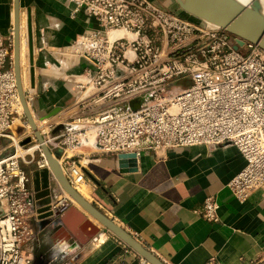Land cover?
<instances>
[{"label":"built area","instance_id":"1","mask_svg":"<svg viewBox=\"0 0 264 264\" xmlns=\"http://www.w3.org/2000/svg\"><path fill=\"white\" fill-rule=\"evenodd\" d=\"M74 1V14L84 8L96 21L60 51L68 65H83L81 73L67 76L81 110L64 124L61 135L54 133L53 122L39 127L53 152L62 149L58 158L73 186L76 176H87L69 152L85 143L116 156H139L146 149L230 142L246 161L227 184L234 196L245 202L252 191L264 187L263 47L245 40L236 48L237 36L221 26L183 17L151 0ZM116 31L124 34L112 37ZM92 107L98 110L85 114ZM24 116L14 32L0 30V264H52L35 247L36 225L43 209L50 207L55 217L69 199L45 205L40 191L29 187L20 159L33 161L26 155H34L31 150L23 153L19 145L26 150L35 143L39 169L49 164L28 122L18 142L12 135ZM3 138L15 147L11 155H3ZM27 138L31 141L24 143ZM50 179L57 181L51 172ZM219 208L217 197L209 195L198 213L217 222ZM138 264L151 263L141 257ZM206 264L222 263L212 257Z\"/></svg>","mask_w":264,"mask_h":264},{"label":"crops","instance_id":"2","mask_svg":"<svg viewBox=\"0 0 264 264\" xmlns=\"http://www.w3.org/2000/svg\"><path fill=\"white\" fill-rule=\"evenodd\" d=\"M151 1L182 16L190 14L183 8L185 0ZM20 6L21 62L29 104L38 123L61 106L62 110L47 120L57 125L54 131L61 135L66 128L59 129V125L70 122L81 110L67 76L81 73L83 65L64 63L60 51L85 30L95 27L96 21L84 8L74 14V0H20ZM29 12L34 37V86L29 73ZM14 23V0H0V30L9 35L14 32ZM97 110L92 107L85 114L92 115ZM15 125L25 127L22 121ZM20 133L13 132L16 136ZM2 143L4 156L14 153L9 139L3 138ZM54 152L62 157V149ZM72 152L86 171L92 202L166 264H206L212 257L222 264H264V187L252 191L245 202L228 188V182L246 164L232 143L146 149L138 156L137 169L133 171H122L118 156L105 153L92 143L82 144ZM35 158L27 154L26 159L33 161L20 159L30 177L28 185L34 189L45 183ZM50 184V193L41 197L42 201L66 196L57 181L50 179ZM209 195H215L220 203L217 222L198 213ZM86 215L101 228L95 234L97 239L94 236L87 241L78 240V246L70 251V242L63 236L60 243L66 246L61 249L63 255L58 264H138L142 256L136 250ZM72 218L59 226L71 231ZM53 223L39 222L38 236L53 228Z\"/></svg>","mask_w":264,"mask_h":264},{"label":"water","instance_id":"3","mask_svg":"<svg viewBox=\"0 0 264 264\" xmlns=\"http://www.w3.org/2000/svg\"><path fill=\"white\" fill-rule=\"evenodd\" d=\"M15 6V23H14V67L17 78V86L21 103L23 106L26 120L30 124L34 134L41 145L43 154L45 155L49 167L44 168L39 172L44 177L45 183L43 187L36 188L39 192V197H43L50 193V172L53 174L57 182L62 188L70 194L88 213H90L104 228L109 229L125 241L130 247L136 250L142 257L147 259L151 264H166L153 252L146 248L135 236L129 233L126 229L120 226L115 220L106 215L99 207H97L92 201L83 197L75 187L70 183L66 174L63 171L62 164L58 158V155L54 153L49 145L46 143L42 132L40 131L36 118L29 104V98L26 93V89L23 85L22 79V67H21V6L20 0H14ZM183 8L186 12L193 16L216 23L224 28L226 31L237 36L238 44L236 48L244 45L245 40L258 43L264 48V18H259L254 15L249 9L242 8L237 5L233 0H185ZM28 35H29V53L31 64V84L35 85V65H34V37L32 28V19L30 12L28 13ZM62 110L61 106L55 107L48 114L44 115L42 119L50 118ZM65 125H59V129ZM55 133V131H54ZM31 139L27 138L24 143L30 142ZM119 167L122 171H133L137 169L138 155L135 152L120 153L118 154ZM85 171V169H83ZM86 173V171H85ZM41 203H46L47 199ZM54 212L47 207L43 209V213L40 215L41 224L46 225L51 222ZM72 218V224H76L82 232L80 235V241H87L88 238H92L100 231V227L94 224L88 217L79 211L77 207L72 206L65 211L56 222H65ZM60 229L62 226L59 227ZM68 232V231H67Z\"/></svg>","mask_w":264,"mask_h":264},{"label":"rangeland","instance_id":"4","mask_svg":"<svg viewBox=\"0 0 264 264\" xmlns=\"http://www.w3.org/2000/svg\"><path fill=\"white\" fill-rule=\"evenodd\" d=\"M177 14V13H176ZM180 15V14H179ZM182 16V15H181ZM183 17H189L190 19H193V20H196V21H201V19L199 18H196L195 16H193L192 14H187V16H183ZM242 50H244V47L242 48ZM18 122V121H17ZM23 124L27 125V120H26V117L24 116L23 118ZM40 124L44 123V121H39ZM32 129V128H31ZM21 131H23L22 127L18 126V125H15L13 126V132L14 133H20ZM32 131V130H31ZM22 133V132H21ZM21 133L19 134L18 137L21 136ZM35 143H30L28 144L25 148L28 149L30 147H33ZM25 152V151H24ZM23 152V153H24ZM30 153H33V155L36 157L35 159H38L39 158V152L38 151H35V149H32ZM70 154H72L73 152L70 151L69 152ZM66 193V191H65ZM60 196V197H59ZM66 196L69 197V202H64V206L62 205L59 209H57L56 211V215L54 218H52V220H55V222L53 223L54 226L53 228H51L50 230L48 231H44V232H40L39 233V240L36 241L34 244H35V247L38 249L39 252L43 253L44 256L47 257V259H49L50 262H52V264H58L60 261V257H62V253H61V249L64 248V246H66L64 243H60V241H62V238H63V234L62 232H66V239L70 242V244L68 245V250L70 251H73L76 247H77V244H78V240H81L79 237L82 232H80L79 228L77 225H73L71 231H65L64 227L62 226V228L60 229L59 225L62 223V222H56L57 218H59L62 214L65 213L66 210H68L70 207L72 206H75L77 207V209L79 211H84L86 214H88L78 203H76L74 201V199H72L70 197V195L66 193ZM65 196V197H66ZM52 197V196H51ZM63 197V198H65ZM44 198V197H43ZM61 195H57L56 197H52V200H47L48 202L46 203L47 205H50L51 203H56L58 202L59 200H62L63 199ZM71 198V199H70ZM50 199V198H49ZM92 201V199L90 200ZM79 206V207H78ZM81 209V210H80ZM81 211V212H82ZM82 212V213H84ZM85 214V215H86ZM89 215V214H88ZM87 216V215H86ZM90 216V215H89ZM88 217V216H87ZM91 217V216H90ZM92 219H94V221L96 220L95 218L91 217ZM97 222V220H96ZM60 229V231H59ZM75 236V237H74ZM65 237V236H64ZM77 238V239H76ZM55 239V240H54ZM64 240V239H63ZM51 241L52 244L50 246V249L48 248V242ZM50 242V243H51ZM77 242V243H76ZM75 246V247H74ZM47 249V250H46ZM57 259H53V258H56Z\"/></svg>","mask_w":264,"mask_h":264},{"label":"bare ground","instance_id":"5","mask_svg":"<svg viewBox=\"0 0 264 264\" xmlns=\"http://www.w3.org/2000/svg\"><path fill=\"white\" fill-rule=\"evenodd\" d=\"M237 5H239L242 8H247L249 9L254 15H256L259 18H264V0H233ZM207 21V20H206ZM210 24L215 25V26H219L214 22L208 21ZM124 33L122 31H116L113 32L111 35L112 37L117 36V35H123ZM21 49H22V39H21ZM22 52L23 50L20 52V57L22 60ZM63 62L68 64L67 59L66 58H62ZM21 67H22V62H21ZM31 65L29 67V73H30V77H31ZM24 72H22V79H23V85H24ZM25 88V87H24ZM36 120V119H35ZM47 120L49 119H41V121H44V123L39 124L36 120V123L38 125V127H44L45 123H48ZM20 121H18L17 123H19ZM16 123V124H17ZM60 123V122H59ZM25 125V124H24ZM12 135L15 137L16 142H18V136L14 135L12 133ZM36 146L30 147L29 149L23 150L22 147L19 145V148L21 149V151H28V150H32L34 149ZM61 163V161H60ZM64 171V169H63ZM65 173V172H64ZM75 189L83 196L85 197L87 200H91L92 199V195H91V189L89 187V185L86 183V180H80L77 176L75 178V185H74ZM65 191V190H64ZM67 195L69 194L68 192H66ZM70 195V194H69ZM68 199L69 197L66 196ZM71 197V196H70ZM72 199H74L73 197H71ZM70 198V199H71ZM49 200V199H47ZM74 201L76 203H78L75 199ZM45 202V201H44ZM48 201H46L47 203ZM46 203H44L45 205H47ZM79 204V203H78ZM80 205V204H79ZM81 206V205H80ZM79 207V206H78ZM82 207V206H81ZM83 208V207H82ZM84 209V208H83ZM85 210V209H84ZM86 211V210H85ZM87 212V211H86ZM88 213V212H87ZM91 217H93L90 213H88ZM94 218V217H93ZM96 221V220H95ZM76 225V224H75ZM60 231V229H59ZM66 232H64V236L66 237ZM75 237V236H74ZM80 238V237H79ZM77 239V238H76ZM77 243V242H76ZM78 246V244H77ZM75 247V246H74Z\"/></svg>","mask_w":264,"mask_h":264}]
</instances>
